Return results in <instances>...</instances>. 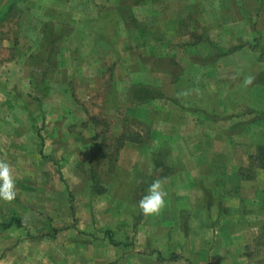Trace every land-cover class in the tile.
Returning <instances> with one entry per match:
<instances>
[{
	"label": "rangeland",
	"instance_id": "obj_1",
	"mask_svg": "<svg viewBox=\"0 0 264 264\" xmlns=\"http://www.w3.org/2000/svg\"><path fill=\"white\" fill-rule=\"evenodd\" d=\"M70 1L0 0V160L13 166L17 191L14 201L0 200V225L13 218L22 222L20 228L0 226V264H192L194 257L188 252L161 250L169 237L139 233L153 221L138 206L147 179L140 176L135 183H143L131 189L124 180L129 173L120 171L123 179L116 180L117 164L113 168L99 151L102 146L111 155L117 145L114 137L121 125L127 126L125 120L132 119L124 106L111 105L112 73L129 48L124 43L129 22L146 29L139 22L145 9L136 14L138 20L131 11V5L144 0H77L75 12H68ZM90 1L102 7L105 25L101 40L81 49V41L73 44L66 37L75 29L79 35L96 33L91 19L97 9L88 8ZM227 1L232 2L235 20H245L235 27L236 36L242 34L235 44L247 46V54L219 61L202 33L195 58L171 47L159 52L175 60L144 59L140 54V61L176 76L194 61L205 67L215 62L247 65L246 75L255 78L252 85L264 89V0ZM221 11L218 14L225 16ZM35 59L41 60L37 67ZM233 76L234 83L239 82L241 75ZM145 96L163 98L161 89L149 87L137 88L132 100L139 107L147 101L136 98ZM259 97L264 101L261 92ZM233 99V116L247 113L249 118H242L245 136L233 139L225 159L227 173L243 181L229 184L223 192L216 190L218 215L226 222V234L217 239V246L227 250L212 252V263L264 264V170L254 171L249 161L264 146V111L247 108L242 91H234ZM104 117L106 123L99 125L97 119ZM167 166L156 176L170 169ZM121 199L127 203L121 204ZM214 238L210 244L215 247Z\"/></svg>",
	"mask_w": 264,
	"mask_h": 264
},
{
	"label": "crops",
	"instance_id": "obj_2",
	"mask_svg": "<svg viewBox=\"0 0 264 264\" xmlns=\"http://www.w3.org/2000/svg\"><path fill=\"white\" fill-rule=\"evenodd\" d=\"M76 1H70L68 12H75ZM190 1L144 0L131 5L134 20H138L136 14L145 9V16L139 19L141 24L135 22L146 29L141 30L139 25L131 22L125 28L127 37L124 43L127 42L129 48L113 69L114 97L111 105L114 109L124 106L125 111L130 112L126 116L145 121L150 130V139L145 146L135 143L124 145L116 163L115 179H123L120 171L128 172L124 180H128L129 183H126L134 189L137 178L143 175L147 179L146 192L151 177L164 164L168 165V174L164 175L162 171L163 175H158L167 177L164 183L168 193L166 207L159 215L151 216L152 223L144 224L143 229L140 227L139 233L146 236L163 234L169 238L168 244L161 247L162 251L183 250L194 257L192 264H213L212 252L227 250L226 247L217 246V239L219 241L226 234L223 228L226 222L218 215L216 190L223 192L229 184L237 182L241 185L243 181L241 177L227 173L225 159L228 149L233 146V139L245 136V121L242 118L248 117L247 113L233 116L234 91H242L246 96V107L257 112L264 111V104L258 106L259 102H264L259 97L260 92L264 96V89L253 85L246 87L240 80L250 74L247 65L236 68L215 62L214 66L205 67L194 61L180 68L176 76L170 71L154 70L140 61V54L142 58L175 60L173 55L159 52L161 49L168 51L171 47H180L186 57L195 58L200 55L199 45L195 43L202 33L209 48L218 52L219 61L233 60L247 54V46L235 44L242 36H236L235 27L244 25L245 20H235L231 1L212 0L204 4L202 0ZM97 3L93 5L90 1L88 7L97 9L95 18L91 19V26L97 30L95 36L79 35L75 29L66 37L73 44L81 41V49L92 48V42L101 40V27L105 25V20L100 18L102 7L99 4L96 7ZM221 10L226 11L225 16L218 14ZM139 42L144 44L138 45ZM138 46L143 48L139 50ZM186 47L192 49L186 50ZM236 74H240L241 78L234 83L231 78ZM149 87L161 89L162 100H149L136 106L135 100H132L134 91ZM185 90H189L190 94L178 97L177 94ZM220 198L222 202V196ZM226 199L227 196L224 197ZM119 202L126 204L127 200L121 199ZM149 217L146 216L147 219ZM158 228L165 231L159 233ZM213 236L216 237L215 247L214 242L210 244Z\"/></svg>",
	"mask_w": 264,
	"mask_h": 264
},
{
	"label": "clouds",
	"instance_id": "obj_3",
	"mask_svg": "<svg viewBox=\"0 0 264 264\" xmlns=\"http://www.w3.org/2000/svg\"><path fill=\"white\" fill-rule=\"evenodd\" d=\"M254 77L247 76L243 80V84L247 87L253 84ZM189 90L178 93L179 96H188ZM160 171V170H157ZM167 177H157L148 185L147 191L138 201V206L145 216L159 215L166 207L167 191L164 188V183ZM143 183V181H137ZM17 195L16 181L13 175V166L0 160V200L5 202H12Z\"/></svg>",
	"mask_w": 264,
	"mask_h": 264
},
{
	"label": "trees",
	"instance_id": "obj_4",
	"mask_svg": "<svg viewBox=\"0 0 264 264\" xmlns=\"http://www.w3.org/2000/svg\"><path fill=\"white\" fill-rule=\"evenodd\" d=\"M1 21L2 20L0 19V22ZM35 60H36L35 64L37 67L38 64H41V60L39 59H35ZM47 60L49 61L50 57H48ZM154 98L155 96L154 97L145 96L143 98L137 97L136 99L138 101L146 102ZM107 119H108L107 117H104L102 119H97V121H100L99 123L100 125V124L106 123ZM125 124H127V126L121 125V129H122L121 133L118 136L114 137L115 141L117 142V145L115 149L112 150L113 152L111 155L107 154L105 149L102 148V146H100V149H99L101 157L103 159L108 160L113 168H115V164L117 163L120 150L124 147L126 143H135L137 145L143 146V145H146L150 139V130H149V127L145 123L138 121L136 119H126ZM128 125H131V128H129ZM104 140L105 139L103 138V142ZM160 159L163 160L162 158ZM249 161H251V164H252L251 169H253L254 171L264 170V146H259L255 150V153L249 156ZM163 174L167 175L168 172L165 170ZM157 177L158 176L154 175L151 177L150 180L152 181L153 179ZM0 226L2 228H10L11 226H16L20 228L22 227V222L19 219L13 218L8 224H1Z\"/></svg>",
	"mask_w": 264,
	"mask_h": 264
}]
</instances>
